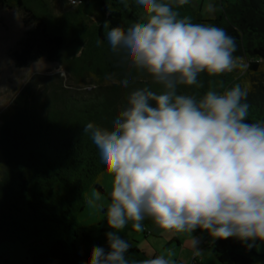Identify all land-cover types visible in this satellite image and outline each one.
Listing matches in <instances>:
<instances>
[{
    "label": "clouds",
    "instance_id": "obj_1",
    "mask_svg": "<svg viewBox=\"0 0 264 264\" xmlns=\"http://www.w3.org/2000/svg\"><path fill=\"white\" fill-rule=\"evenodd\" d=\"M187 2L135 0L144 22L111 27L106 34L125 67L159 90L131 91L107 129L93 122L83 126L97 165L112 178L104 212L112 229L105 233L107 249L93 245L87 264H174L171 253L128 258L130 243L120 230L131 222L141 232L145 219L168 232L199 228L213 238L264 242V121L248 120L247 89L236 84L194 94L180 90L202 88V73L242 72L248 65L234 55L235 39L225 29L180 15ZM115 83L122 90L130 80ZM198 244L192 236L197 253Z\"/></svg>",
    "mask_w": 264,
    "mask_h": 264
},
{
    "label": "trees",
    "instance_id": "obj_2",
    "mask_svg": "<svg viewBox=\"0 0 264 264\" xmlns=\"http://www.w3.org/2000/svg\"><path fill=\"white\" fill-rule=\"evenodd\" d=\"M80 3L76 16H68L55 15L46 0H0V10H16L26 28L10 53L14 67L44 60L60 63L67 75V81L58 74L47 83L30 81L0 113V245L20 243L32 264H87L93 245L107 249L105 233L112 229L78 219L89 194L107 197L101 183L104 171L97 165L90 137L82 135L83 126L93 122L107 129L131 91L145 86L159 90L143 73L125 67L107 46L111 27L144 22L135 1ZM88 5L98 18L84 16ZM178 11L194 23L225 29L235 39L234 55L248 65L242 72L202 73V88L180 90L194 94L239 84L247 89L248 120L264 121V0H218L211 16H203L188 0ZM98 38L104 40L101 47ZM124 77L130 84L121 90L115 81ZM142 223L144 237L153 235L147 219ZM129 231H134L131 222L119 234L127 240ZM205 248L216 264L264 262V250L235 237L210 236ZM138 254V247L130 245L128 258Z\"/></svg>",
    "mask_w": 264,
    "mask_h": 264
},
{
    "label": "rangeland",
    "instance_id": "obj_3",
    "mask_svg": "<svg viewBox=\"0 0 264 264\" xmlns=\"http://www.w3.org/2000/svg\"><path fill=\"white\" fill-rule=\"evenodd\" d=\"M52 12L55 15H68L76 16L77 10L81 9V0H46ZM79 1V3L77 2ZM135 1V0H134ZM192 5L200 9L203 16H211L213 14L214 5L218 0H191ZM86 18H98L97 10L92 6L83 7ZM140 16L143 18L141 11ZM26 28L22 24L18 12L14 9H2L0 10V113L5 111L8 106L11 105L13 98L20 91V89L32 80H41V84L47 83L48 78H52L58 74L67 81V75L64 70V66L60 63H49L44 60L32 63L28 67L16 68L14 67L10 53L14 50L23 37ZM56 81V80H54ZM2 158L0 155V164ZM102 186L106 191V196H97L89 194L87 198V204L85 209L79 213L78 219L84 225H101L102 227H108L107 221L104 218V212L106 205L109 203L108 193L111 191L112 178L104 172L102 176ZM154 227H157V233L160 234L157 237L155 235L147 234L145 237L142 232L129 231L127 234V240L132 246H137L139 254L133 258L135 260H145L152 258L154 255L164 254L166 257L169 253V257L173 260L174 264H190V260H179L175 255L176 244L168 243V234L174 232H168L160 229L156 226L151 219H149ZM253 248V245H250ZM203 250H201L202 252ZM260 251V250H257ZM200 252V253H201ZM208 254L204 264H216L214 257L206 251ZM186 254V253H185ZM201 259V258H200ZM210 260H213L212 263ZM192 264H197L196 261H192ZM0 264H32L25 249L20 243L5 242L0 245ZM264 264V262H263Z\"/></svg>",
    "mask_w": 264,
    "mask_h": 264
},
{
    "label": "crops",
    "instance_id": "obj_4",
    "mask_svg": "<svg viewBox=\"0 0 264 264\" xmlns=\"http://www.w3.org/2000/svg\"><path fill=\"white\" fill-rule=\"evenodd\" d=\"M147 222H148L150 228L152 229V231L154 232L153 235H155L156 237L158 235H160L157 233V227H154L151 224V222L149 221V219H147ZM167 236H168V239H167L168 243L173 244V242H174L176 244L177 250L175 252V255L178 256L179 260H182V261L183 260H186V261L190 260V264H192L191 262L194 261L193 258L195 256H197V259H198L196 261L197 264H204L203 262L208 257V254L206 252L208 250L205 248V246H206V244L209 241V238L211 236L207 232V230L197 228L192 234L191 233H173V234H168ZM192 236H193V238H195L199 241V244H198L199 252L198 253L191 246V237ZM245 243L248 246L253 245V248L256 250H260V251L264 250V242H262V241L257 240L254 243L253 242H245ZM201 250H203V251L201 252ZM214 259H215V257H214ZM210 262L215 263V262H213V260H210ZM216 263H217V261H216Z\"/></svg>",
    "mask_w": 264,
    "mask_h": 264
},
{
    "label": "built area",
    "instance_id": "obj_5",
    "mask_svg": "<svg viewBox=\"0 0 264 264\" xmlns=\"http://www.w3.org/2000/svg\"><path fill=\"white\" fill-rule=\"evenodd\" d=\"M77 2V1H76ZM73 3H75V1L73 0ZM77 3H79V1L77 2Z\"/></svg>",
    "mask_w": 264,
    "mask_h": 264
}]
</instances>
